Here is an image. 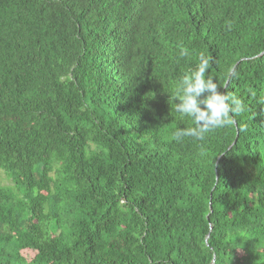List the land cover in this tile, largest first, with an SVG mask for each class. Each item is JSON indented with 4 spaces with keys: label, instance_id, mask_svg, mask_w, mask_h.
<instances>
[{
    "label": "trees",
    "instance_id": "1",
    "mask_svg": "<svg viewBox=\"0 0 264 264\" xmlns=\"http://www.w3.org/2000/svg\"><path fill=\"white\" fill-rule=\"evenodd\" d=\"M201 54L245 111L177 141ZM261 98L264 0H0V264H264Z\"/></svg>",
    "mask_w": 264,
    "mask_h": 264
},
{
    "label": "clouds",
    "instance_id": "2",
    "mask_svg": "<svg viewBox=\"0 0 264 264\" xmlns=\"http://www.w3.org/2000/svg\"><path fill=\"white\" fill-rule=\"evenodd\" d=\"M209 68L210 58L201 54L198 65L182 77L176 93L169 97L175 111L192 121L191 127L173 133L177 141L183 137L203 141L207 134L234 124L235 117L245 111L240 98L221 91L211 76L206 77ZM258 102L264 104V98Z\"/></svg>",
    "mask_w": 264,
    "mask_h": 264
},
{
    "label": "rangeland",
    "instance_id": "3",
    "mask_svg": "<svg viewBox=\"0 0 264 264\" xmlns=\"http://www.w3.org/2000/svg\"><path fill=\"white\" fill-rule=\"evenodd\" d=\"M22 254L25 255V256H27V257L29 256V253L28 252H23Z\"/></svg>",
    "mask_w": 264,
    "mask_h": 264
}]
</instances>
